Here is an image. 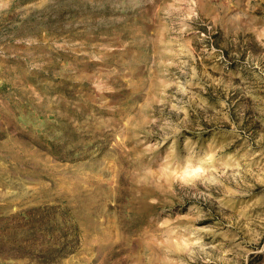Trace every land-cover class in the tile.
I'll return each mask as SVG.
<instances>
[{"label": "rangeland", "instance_id": "1", "mask_svg": "<svg viewBox=\"0 0 264 264\" xmlns=\"http://www.w3.org/2000/svg\"><path fill=\"white\" fill-rule=\"evenodd\" d=\"M0 264H264V0H0Z\"/></svg>", "mask_w": 264, "mask_h": 264}]
</instances>
